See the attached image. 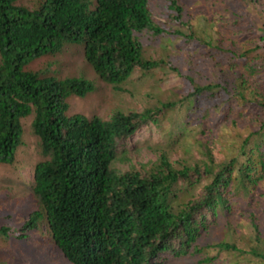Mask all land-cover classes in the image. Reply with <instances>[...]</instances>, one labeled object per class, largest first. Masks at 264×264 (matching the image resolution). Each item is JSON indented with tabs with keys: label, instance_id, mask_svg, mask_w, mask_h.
I'll return each mask as SVG.
<instances>
[{
	"label": "trees",
	"instance_id": "16d2710c",
	"mask_svg": "<svg viewBox=\"0 0 264 264\" xmlns=\"http://www.w3.org/2000/svg\"><path fill=\"white\" fill-rule=\"evenodd\" d=\"M164 1L162 23L150 0H0V165L16 162L22 120L32 115L47 158L34 175L40 211L32 209L15 238L45 223L70 264H163L165 253L196 264H264V0H210L208 15H194L192 0ZM195 22L205 25L199 58L183 53L170 66L185 88L180 97L110 121L67 117L68 98L86 97L92 83L27 69L84 45L95 73L120 90L136 70L168 64L148 57L142 36L187 42ZM185 103L193 142L182 133L174 150L156 149L155 161L113 168L118 141ZM208 236L217 256L200 244Z\"/></svg>",
	"mask_w": 264,
	"mask_h": 264
},
{
	"label": "rangeland",
	"instance_id": "374dc122",
	"mask_svg": "<svg viewBox=\"0 0 264 264\" xmlns=\"http://www.w3.org/2000/svg\"><path fill=\"white\" fill-rule=\"evenodd\" d=\"M26 1L32 2L30 6L34 7L37 0ZM192 1L193 3H189L188 8L191 7L190 10L194 15H196V10H202L203 15H208L207 12L212 6L210 0ZM21 3L24 4L23 1ZM150 6L154 17L162 23L166 22V17H164L165 1L150 0ZM205 18L206 16L203 19ZM204 26L203 23L200 26L195 22V34H190L193 37L187 42L180 37L173 39L170 43L169 38L171 37L164 35L157 38L149 37L147 34L142 36L148 57L163 58L168 64L150 71L147 75L139 69L136 70L135 75L123 83L120 90H116L113 85L105 83L99 78L86 61L84 45L66 46L61 54L39 58L32 62L27 69L37 71L49 79H85L92 83L94 89L86 97L71 96L68 98L67 117L83 115L89 120L95 117L110 120L115 112L141 111L148 107H154L159 100L167 102L180 97L178 90L185 88L182 79L170 69V66L176 65L178 57H183V53L185 59L188 57L199 58V48L203 45L200 39L206 37L203 32ZM186 108L185 103L184 105L179 104L173 111H165V114L160 117L161 123L147 124L129 140L120 142L114 168L119 172H125L137 162L155 161L156 149L174 150L172 142L177 135L182 133L187 134V140L193 142L197 135V129L193 126L185 127ZM34 116L22 120L23 145L17 152L14 165H0V230L3 227L10 229L8 233L1 232L0 234V264H70L55 248L47 226L31 233L26 240L15 238L28 214L33 208L39 207V200L33 192L34 172L38 163L47 160L42 154L40 140L32 128ZM190 147H192V155H195L199 147L193 143L190 144ZM174 158L177 159V156L174 155ZM260 215L263 214L260 213ZM221 223L222 220H220ZM220 227L221 225L216 229V232H212L218 239H220L218 234ZM200 244L208 246L210 255L217 256L219 254L218 249L214 246L216 241L209 236L201 238ZM162 257L164 264H196L192 259H177L168 253ZM222 264L232 263L224 261ZM238 264L247 263L240 257Z\"/></svg>",
	"mask_w": 264,
	"mask_h": 264
},
{
	"label": "clouds",
	"instance_id": "9594fccd",
	"mask_svg": "<svg viewBox=\"0 0 264 264\" xmlns=\"http://www.w3.org/2000/svg\"><path fill=\"white\" fill-rule=\"evenodd\" d=\"M148 108H150V107H148ZM146 109H147V108H146ZM146 109H144V110H146ZM144 110H141V111H144ZM134 111H135V112H140V111H138V110H134ZM115 113H116V112H115ZM115 113H114V114H115ZM128 113H129V112H128ZM128 113H126V114H128ZM114 114H113V115H114ZM112 117H113V116H112ZM99 118H100V117H99ZM101 119H102V118H101ZM102 120H103V119H102ZM110 120H111V119H110ZM110 120H104V121H110ZM152 123H153V122H152ZM143 127H144V126H143ZM141 128H142V127H141ZM141 128H140V129H141ZM138 130H139V129H138ZM138 130L136 131V133L138 132ZM136 133H135V134H136ZM135 134H134V135H135ZM134 135H133V136H134ZM133 136H131V137H133ZM131 137H130V138H131ZM130 138L125 139V140H122V141H121V140L118 141V148H117V153H116V160H117V157H118L117 154H118V149H119V143H120V142H123V141H127V140H129ZM20 147H21V146H20ZM18 150H19V149H18ZM17 152H18V151H17ZM16 158H17V154H16ZM116 160H115L114 162H116ZM138 163H139V162H137L136 164L132 165L130 168L136 166ZM38 164H39V163H38ZM113 166H114V165H113ZM113 168H114V167H113ZM127 170H129V169H127ZM34 175H35V172H34ZM34 196H35V195H34ZM35 197L38 198L37 196H35ZM38 200H39V199H38ZM40 207H41V205H40V201H39V207H37V208L35 207L34 210H36V211H37V210L40 211ZM43 226H47V225H46L45 223H42L41 226H40V228H42ZM165 254H167V253H165ZM162 255H164V254H162ZM162 255H161V257H160L159 259H157V261H158L159 263H163V264H164Z\"/></svg>",
	"mask_w": 264,
	"mask_h": 264
}]
</instances>
